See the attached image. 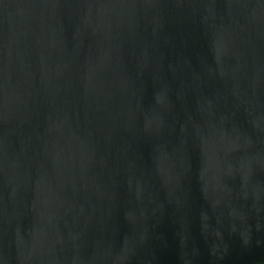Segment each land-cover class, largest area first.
Listing matches in <instances>:
<instances>
[{"label": "water", "instance_id": "obj_1", "mask_svg": "<svg viewBox=\"0 0 264 264\" xmlns=\"http://www.w3.org/2000/svg\"><path fill=\"white\" fill-rule=\"evenodd\" d=\"M264 261V0H0V264Z\"/></svg>", "mask_w": 264, "mask_h": 264}, {"label": "trees", "instance_id": "obj_2", "mask_svg": "<svg viewBox=\"0 0 264 264\" xmlns=\"http://www.w3.org/2000/svg\"><path fill=\"white\" fill-rule=\"evenodd\" d=\"M254 264H264V261L263 262H257V263H254Z\"/></svg>", "mask_w": 264, "mask_h": 264}]
</instances>
